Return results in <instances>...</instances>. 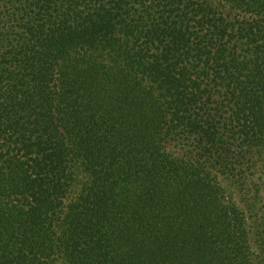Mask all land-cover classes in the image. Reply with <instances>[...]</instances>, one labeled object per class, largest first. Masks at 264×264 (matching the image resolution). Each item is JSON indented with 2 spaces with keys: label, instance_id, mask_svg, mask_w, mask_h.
I'll return each mask as SVG.
<instances>
[{
  "label": "trees",
  "instance_id": "16d2710c",
  "mask_svg": "<svg viewBox=\"0 0 264 264\" xmlns=\"http://www.w3.org/2000/svg\"><path fill=\"white\" fill-rule=\"evenodd\" d=\"M0 264H264V0H0Z\"/></svg>",
  "mask_w": 264,
  "mask_h": 264
},
{
  "label": "rangeland",
  "instance_id": "374dc122",
  "mask_svg": "<svg viewBox=\"0 0 264 264\" xmlns=\"http://www.w3.org/2000/svg\"><path fill=\"white\" fill-rule=\"evenodd\" d=\"M260 175V173L258 174V176Z\"/></svg>",
  "mask_w": 264,
  "mask_h": 264
}]
</instances>
